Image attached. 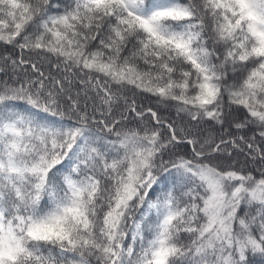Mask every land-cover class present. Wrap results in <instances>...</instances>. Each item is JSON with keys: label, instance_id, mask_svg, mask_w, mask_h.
Listing matches in <instances>:
<instances>
[{"label": "snow or ice", "instance_id": "obj_1", "mask_svg": "<svg viewBox=\"0 0 264 264\" xmlns=\"http://www.w3.org/2000/svg\"><path fill=\"white\" fill-rule=\"evenodd\" d=\"M0 46V264H264V0H0Z\"/></svg>", "mask_w": 264, "mask_h": 264}, {"label": "trees", "instance_id": "obj_2", "mask_svg": "<svg viewBox=\"0 0 264 264\" xmlns=\"http://www.w3.org/2000/svg\"><path fill=\"white\" fill-rule=\"evenodd\" d=\"M6 51L7 52H10L11 49H5L3 46H0V53H5ZM33 59H36V58L33 57ZM47 70H48L47 62H45V71H47ZM0 79H3V77H0ZM79 90H80V86L78 84H74L72 86L71 95L73 97H75L76 92L79 91ZM128 96H129V98H132V92L131 91L128 92ZM135 99L137 100V103L138 104L141 103V102H143L145 105H147L148 103L151 102L152 105L155 107L154 100H152V101H149L147 99H143L142 100V97L140 95H136L135 96ZM67 104H68V101L66 99H62V101H61L62 110H64L65 113H66V115H65V122H67V120H68ZM89 104L91 105V102H89ZM22 109H23V104H21L20 109H18V110H21L22 111ZM89 111L91 112V106L89 107ZM163 114L164 115H172L173 113H172L171 110H168V111L163 112ZM72 119L74 121L75 120V117H73ZM128 126L129 127H135L136 126V122L133 120V121H131L128 124ZM236 159H238L240 161V164H239L240 167H246V170L247 171H252L256 175L259 174L258 173V169H259L260 166L258 164L252 163V162H248L247 165H245V163H244L245 162V157L243 155H240V156L236 157ZM256 260L259 261V257H257Z\"/></svg>", "mask_w": 264, "mask_h": 264}]
</instances>
